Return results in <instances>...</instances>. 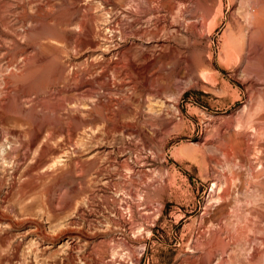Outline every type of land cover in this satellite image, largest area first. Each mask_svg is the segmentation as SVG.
Instances as JSON below:
<instances>
[{
    "label": "rangeland",
    "instance_id": "rangeland-1",
    "mask_svg": "<svg viewBox=\"0 0 264 264\" xmlns=\"http://www.w3.org/2000/svg\"><path fill=\"white\" fill-rule=\"evenodd\" d=\"M45 1L0 0L9 26L0 22V78L12 68V52H35L21 38L28 24L20 15ZM66 3L54 8L53 30L41 39L55 40L45 49L64 70L38 95L83 112H59L79 113L74 127L35 128L0 107L1 143L29 150L16 165L0 159V264H202L203 249L192 246L211 237L233 198L217 200L211 190L223 180L215 147L232 140L242 148L236 123L261 114L263 84L243 75L244 60L224 59L229 32L248 27L242 0ZM192 54L202 60L190 70ZM193 76H201L198 85L187 84ZM173 94L179 126L152 137L143 119L163 114ZM78 160L84 175L52 192L49 165Z\"/></svg>",
    "mask_w": 264,
    "mask_h": 264
},
{
    "label": "bare ground",
    "instance_id": "bare-ground-1",
    "mask_svg": "<svg viewBox=\"0 0 264 264\" xmlns=\"http://www.w3.org/2000/svg\"><path fill=\"white\" fill-rule=\"evenodd\" d=\"M242 3L244 4L243 16L248 27H241L238 34L229 32L224 42V59L229 62L244 60L243 75L250 76L254 81L253 85L260 82L264 86V0H242ZM66 5V0L60 3L46 0L37 6L33 14L24 9L20 15L21 26L28 25L21 38L27 39L36 50L34 53L26 54L25 50L19 51L20 53L12 52L7 64V66L12 65V68L0 78V107L5 109V112L19 115L35 128H40L47 123L65 121H67V126L74 127L80 119L79 113L72 115L71 112L65 119L59 112L64 108L69 112L74 110L80 114L83 112V109L77 106L67 108L64 99L60 98L52 102L38 95L39 92L45 91L47 84L58 80L64 70V64L58 56L51 52L48 53L49 51L45 49L46 47L56 48L55 40L49 38L41 41V39L42 34L53 30L50 20L53 19L55 12ZM1 19L0 16V22ZM204 23L202 20L196 24L198 34H202ZM1 24L4 25L2 22ZM245 28L247 32H244ZM12 31L16 36L21 34ZM12 41L14 47L21 46L15 37ZM19 54L24 56L22 55L19 59ZM188 60L190 70H193L202 59L192 54ZM194 77L190 78L187 84L192 85L193 80L194 86L198 85L201 76ZM59 90L55 94H58ZM258 90L262 92V99L258 105L261 114L254 121L248 120L244 124L240 121L236 123V126L242 128L239 131L244 139V146L237 147L238 145L236 146L230 140L227 143L219 141L222 144L215 147L219 153L213 158L215 163L222 167L223 178L221 179L223 180H220L221 182H217V179L213 180L211 190L217 200H223L229 194H232L233 198L226 211L220 213L222 215L218 219V228L214 229L211 237L206 240L197 238L192 246L196 249L200 247L203 249V251L200 249L203 252L202 264L211 263L217 255H220L218 264H264V87ZM32 94L36 95L32 97ZM178 97L174 94L170 95L172 103H168V106L163 109V114L151 115L143 119V126L152 137L171 123L173 126H179L181 120L176 117L179 111L176 105ZM26 103H28L27 106H25ZM164 133L165 131L162 132L163 136ZM27 150L28 148L24 146L15 147L0 141V159L3 163L19 164V158L25 157ZM42 153L44 154V151ZM211 157L209 160L213 159ZM37 166L41 167L39 164ZM84 166L83 162L75 163V165L68 163L49 165V169L45 172L54 178L52 192L55 191L56 185L60 186L66 180L83 176ZM14 174L10 176L15 177Z\"/></svg>",
    "mask_w": 264,
    "mask_h": 264
}]
</instances>
